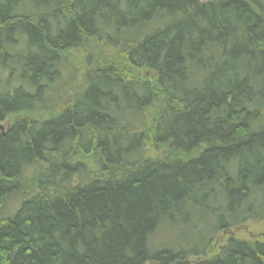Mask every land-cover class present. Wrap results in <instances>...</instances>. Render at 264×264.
Segmentation results:
<instances>
[{
	"label": "trees",
	"instance_id": "obj_1",
	"mask_svg": "<svg viewBox=\"0 0 264 264\" xmlns=\"http://www.w3.org/2000/svg\"><path fill=\"white\" fill-rule=\"evenodd\" d=\"M87 40L150 79L86 61L74 87ZM14 115L0 264H264V240L211 252L264 224V0H0Z\"/></svg>",
	"mask_w": 264,
	"mask_h": 264
},
{
	"label": "rangeland",
	"instance_id": "obj_2",
	"mask_svg": "<svg viewBox=\"0 0 264 264\" xmlns=\"http://www.w3.org/2000/svg\"><path fill=\"white\" fill-rule=\"evenodd\" d=\"M118 51L119 49H110L96 42L95 40H87L77 49L69 51L67 55L70 61L73 63V73L76 76L73 86L75 87V85H79L82 71L86 69V61L102 62L103 60L104 62H114L115 64L120 66L122 70H124L125 74L128 73L129 75H133L135 73L141 79H150V72L144 70H138L137 72H135L134 69L125 66L120 60V55ZM35 115L37 116V114ZM42 116H48V114L43 113ZM15 117V115L8 117L4 122L0 124V128H6L8 126V123ZM146 154H148L149 156H155L158 154V152H155L153 150H147ZM76 159L83 161L87 165L88 169H91V171L93 170L94 162L91 156H81ZM29 180L30 178L27 177L26 183L30 182ZM14 201L15 199H12L10 203L14 204ZM228 236L242 238L250 241L264 240V224L261 222H249L244 226L232 228L230 230L218 233L212 244L211 252H213L217 247L223 244Z\"/></svg>",
	"mask_w": 264,
	"mask_h": 264
},
{
	"label": "water",
	"instance_id": "obj_3",
	"mask_svg": "<svg viewBox=\"0 0 264 264\" xmlns=\"http://www.w3.org/2000/svg\"><path fill=\"white\" fill-rule=\"evenodd\" d=\"M1 127V126H0Z\"/></svg>",
	"mask_w": 264,
	"mask_h": 264
}]
</instances>
